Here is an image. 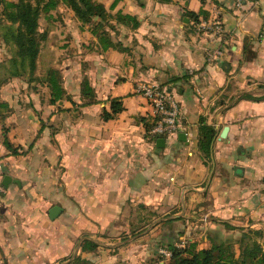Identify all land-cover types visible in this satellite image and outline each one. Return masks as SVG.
I'll list each match as a JSON object with an SVG mask.
<instances>
[{
  "label": "crops",
  "instance_id": "1",
  "mask_svg": "<svg viewBox=\"0 0 264 264\" xmlns=\"http://www.w3.org/2000/svg\"><path fill=\"white\" fill-rule=\"evenodd\" d=\"M97 1L140 24L119 22L110 32L119 47L107 49L81 25L95 49L64 71L63 100L50 102L45 74L32 105L17 99L27 83L9 85L18 78L0 89V264H162L160 247L264 232V0ZM213 19L222 33L198 29ZM85 77L98 103L83 105ZM145 83L176 96L174 135L149 131ZM117 97L123 111L104 119ZM203 127L213 130L209 151ZM6 174L20 182L4 185ZM85 239L96 246L84 250Z\"/></svg>",
  "mask_w": 264,
  "mask_h": 264
},
{
  "label": "trees",
  "instance_id": "2",
  "mask_svg": "<svg viewBox=\"0 0 264 264\" xmlns=\"http://www.w3.org/2000/svg\"><path fill=\"white\" fill-rule=\"evenodd\" d=\"M59 5L71 8L82 26L91 25L89 29L98 38V42L103 49L119 47V43H115L111 39L108 30V26L110 25L107 23L110 22L109 19H115V21L124 24H131L133 27H137L140 24L135 16L124 14L121 11L112 14L103 3L97 0H0V27L3 24L8 26L9 35L7 41H12L15 46V56L11 57L10 61L15 66H18L17 69L19 71L15 72L17 76H21L28 71L30 79L33 76L36 78V75L33 74L38 66V56L42 43L47 39L46 32L39 30V20L42 13L52 11ZM114 6L115 3L111 8L113 9ZM20 67L23 68V71L19 69ZM8 75V79H10L11 74ZM43 78V81L50 89V102L56 103L59 100H63L66 91L63 85V77L59 70L50 68ZM81 86L82 95L87 98V101L83 105L99 102L96 99L94 89L86 77L83 79ZM110 102V111H103L102 116L104 119L114 118L124 109L120 97L113 98ZM153 126L154 123L149 128L150 132ZM203 129L205 137L201 140V147L209 151L213 130L208 127H203ZM3 134L4 145L10 149L13 155L19 154V149L22 147L13 145L9 137L6 136L5 127H3ZM35 141L36 139L22 153L31 151L35 145ZM230 228L234 229V227ZM263 236L264 232L262 230L241 228V236L237 238L235 243L219 240L210 235L208 239L211 245L205 248H199L195 242L181 248L173 245L169 248L172 250V256L164 264H264V245L257 239V237ZM236 244H238V248L240 249L239 253L236 252ZM94 246H96V243L89 239H85L82 244L84 250L93 248ZM85 263L86 259L78 256L68 264Z\"/></svg>",
  "mask_w": 264,
  "mask_h": 264
},
{
  "label": "rangeland",
  "instance_id": "3",
  "mask_svg": "<svg viewBox=\"0 0 264 264\" xmlns=\"http://www.w3.org/2000/svg\"><path fill=\"white\" fill-rule=\"evenodd\" d=\"M15 1V0H11ZM112 1V0H108ZM116 14V13H115ZM110 22L108 25L109 33L111 30L116 29V25L118 27L117 21L115 19H109ZM55 22V23H54ZM81 23L76 17L74 11L66 7L64 5H59L56 9L49 11L47 13H42L39 20V30L46 32L48 39H46L42 43V48L40 52V57H38V66L33 75H36V78H29L28 71L23 73V75H16L15 72H18L17 65L15 66L10 61L11 57L15 56V46L12 41L8 40V26L6 24L1 25L0 27V87L2 88L8 80H13L15 77L20 80V84L18 79L16 83L12 81L9 85L15 87V91H17L18 87L23 86L24 83H27L28 88H20V95L18 96V101L21 103H26V105H32V98L29 95L30 90L35 91L39 89L40 86H37L41 82L40 75H44L47 73L48 69L56 68L62 73L63 77V85H64V71L68 70V68H73L76 65V68L79 70V61L81 56L86 55V50L95 49V45L92 44V41L89 40V32L85 33L84 27L89 29L91 25H85L81 27ZM106 26V27H107ZM84 30V31H83ZM89 33V35H88ZM118 33H120L118 31ZM86 34L87 36L84 37ZM111 35V33H110ZM7 37V39H6ZM97 38V37H96ZM90 42V43H89ZM89 43V45L87 44ZM23 71V68H19ZM13 74H12V73ZM11 74V78L9 75ZM13 75V76H12ZM26 86V85H25ZM44 87V85H43ZM0 88V89H1ZM42 89H40V92ZM9 94H12L10 91ZM26 94L29 95L30 101L28 102V98H26ZM14 95V96H15ZM28 143L26 144L27 147ZM257 239L264 245V236L257 237ZM222 240L226 242L235 243L237 237L233 236V234H229L223 237ZM236 252L239 253L240 249L238 248V244L235 246ZM165 257V256H164ZM169 259V257H166ZM162 259V258H160ZM158 258H155V264H158ZM157 262V263H156ZM87 264V263H85ZM164 264V263H162Z\"/></svg>",
  "mask_w": 264,
  "mask_h": 264
},
{
  "label": "built area",
  "instance_id": "4",
  "mask_svg": "<svg viewBox=\"0 0 264 264\" xmlns=\"http://www.w3.org/2000/svg\"><path fill=\"white\" fill-rule=\"evenodd\" d=\"M241 0H237L239 5ZM198 29L203 31H211L214 33H222L223 26L218 19L204 20L198 24ZM221 48L209 52L208 57L211 59L222 56ZM139 92L146 98L151 106L152 114L155 117V123L151 129V133L158 136L174 135L179 128L180 107L176 96L166 87L156 83L143 84ZM186 242L177 243V248L185 247ZM159 254L165 257L172 256V250L160 247Z\"/></svg>",
  "mask_w": 264,
  "mask_h": 264
},
{
  "label": "water",
  "instance_id": "5",
  "mask_svg": "<svg viewBox=\"0 0 264 264\" xmlns=\"http://www.w3.org/2000/svg\"><path fill=\"white\" fill-rule=\"evenodd\" d=\"M224 131H226V130H224ZM222 135H223V133H222ZM162 141H164V139H159L158 143H160ZM11 181H15L18 183L20 182L18 179L13 178L11 175H8V174L4 175V178H3V184L4 185H8ZM61 210L62 209L59 206H53L50 210V217L54 219L61 212Z\"/></svg>",
  "mask_w": 264,
  "mask_h": 264
}]
</instances>
